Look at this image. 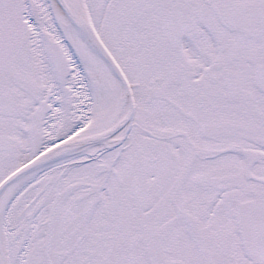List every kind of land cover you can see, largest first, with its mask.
<instances>
[{"label": "snow or ice", "instance_id": "snow-or-ice-1", "mask_svg": "<svg viewBox=\"0 0 264 264\" xmlns=\"http://www.w3.org/2000/svg\"><path fill=\"white\" fill-rule=\"evenodd\" d=\"M0 264H264V0H0Z\"/></svg>", "mask_w": 264, "mask_h": 264}]
</instances>
